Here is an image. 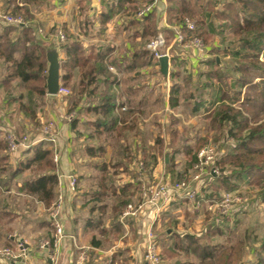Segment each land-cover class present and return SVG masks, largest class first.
<instances>
[{
  "label": "crops",
  "instance_id": "obj_1",
  "mask_svg": "<svg viewBox=\"0 0 264 264\" xmlns=\"http://www.w3.org/2000/svg\"><path fill=\"white\" fill-rule=\"evenodd\" d=\"M119 1L120 4L118 0H4L8 9H12L16 5L18 8L28 10L27 15L31 17L27 27L32 31L35 41L41 44L44 50L47 46L54 44L58 49L60 61L64 59V52L60 50L56 39L49 37L50 34L55 35L59 29L67 36H72L78 40L85 50L86 56L95 57L99 54L105 56L102 64L107 76H96L101 83L96 93L93 94L97 96L106 93L115 103V109L112 113L114 121L110 117L102 116L100 111L95 112V108L99 105L98 101L90 96L79 95L80 75L77 69L72 72L69 89L73 90V94L69 95H72V98L68 105L71 111L70 114H74V117L69 121H65L62 127H59V135L54 137V142L42 140L37 144L52 150L53 155L57 156V162H53L58 181L54 189V196L60 190L65 192L62 212L64 237L60 243L58 257L55 262L51 263L49 252L40 250L36 244L35 237L38 236V240L49 238L51 228L47 218L48 209L36 198L26 194L24 190V184L33 180L32 174L25 171L15 178L10 177L12 182L4 189L7 194L14 186L17 189V195L22 199L25 198L24 201L30 206L21 207L20 211L15 206L4 205L3 210L0 211V222L5 221L4 224L13 222L15 226L17 225L20 228V230L16 228L13 230L15 235H11V233L3 234L4 244L13 247L21 244L25 250L24 256L13 263L9 262V264H74L81 252L88 255L86 264H133L129 258L121 261L122 256H124L123 253L129 250L128 247H131L130 256L134 257L133 252L139 253L140 241L145 243L146 233L150 226H153L154 231L157 224L159 226L162 220L163 222L166 221L165 217L173 212H178L177 207L182 203L189 204L188 206L194 211L199 209L206 211L208 209V205L205 204L200 208H194L189 202L176 200L171 202L167 208H163L162 213H156L152 206L146 205L136 217L125 221L120 220V214L124 206L136 202L133 200L136 198V191L138 193L140 191L139 188L137 189L140 182H143L147 176L150 178L156 167L152 173H147L144 168L139 172L140 168L137 169L136 165L132 167L133 164H126V161H134L135 155L126 154L118 158L117 162L112 164L113 169L110 170L106 164H102L105 162L102 157L103 147L108 142L106 136H113L115 143H122L127 135H130V144H133L137 149L145 145L147 149L154 146L157 138L152 131L155 125L150 123V108L153 104L151 102L150 86H146L148 90H141L138 81L144 75L143 70L145 69H149V71L153 69L156 73H159V63L153 58L149 59L152 53L148 49V44L153 37L142 36L144 31L142 28L150 26L151 22L148 19L141 20L136 16L137 9L150 0ZM193 2L195 3L194 0ZM205 2L206 0H198L195 4V8L201 7V16L206 14L211 7ZM38 5L42 6L41 9L39 8L40 10L36 9V12L30 10L31 6L37 7ZM110 7H113L111 13H109L111 19L105 26H102L100 16L108 13ZM167 9V0H157L150 15L151 19L153 17V25L157 36L160 35L163 38V52L168 53L169 56L177 46L173 44L172 29L174 26L167 18ZM219 10L220 5H216L214 12ZM207 24L209 22L205 23V25ZM213 25L218 26L221 24H214L213 22ZM38 30H42L44 35L39 33ZM204 30L206 31L205 26L202 28V31ZM49 32L51 33L48 34ZM219 32L218 27L216 33L213 34V38L206 44L205 55L213 48L220 46L217 40ZM124 35L125 38L122 39ZM209 42L211 46H209ZM147 52L148 54H145ZM195 55L198 56L197 53ZM16 58L18 59L19 56L17 55ZM172 58L175 60L177 67L171 64L170 60ZM136 60L140 61L139 65ZM177 62L176 56H169V65L175 69L178 68ZM192 63H194V59ZM4 72L5 69L3 70L2 79ZM62 74L63 71L60 69V75ZM178 76L179 74H177V78ZM170 80L169 74V82ZM105 81H108V84ZM107 87H109V90ZM60 96H48L46 94V98L52 102L53 99ZM168 100L169 94L166 102L169 109ZM49 104L51 105V102ZM109 122H112V124ZM82 129L86 131V134H82ZM177 131L182 133L180 128H177ZM63 132L68 135L66 138H64ZM161 139L163 143H166L164 138L161 137ZM83 147L85 152L81 153L80 150ZM96 148H98V151L95 150ZM98 152H100L99 155ZM140 152L137 153V160L141 158L146 161L147 158H142ZM31 156L32 152L29 151L21 155L15 163H18L19 166L20 163ZM25 173H28L31 178L23 179L21 176L25 177L27 175ZM68 175H73L78 180V186L74 194L66 191L67 181L65 177ZM105 176L123 177V179L108 184L102 179ZM124 178H129V180H124ZM138 196L140 198V193ZM123 201L127 203L121 205ZM9 224L7 226H10ZM172 225L176 227L177 223L173 222ZM23 229L28 232L23 233ZM8 232H11V230H8ZM19 232L22 233L17 235ZM166 233L170 238L174 235L182 236L179 233L174 234V232L172 234ZM132 237L136 240L134 243L130 242ZM121 241L126 243L124 244ZM139 256L138 261H135L136 264H142L143 256L140 254Z\"/></svg>",
  "mask_w": 264,
  "mask_h": 264
},
{
  "label": "trees",
  "instance_id": "obj_2",
  "mask_svg": "<svg viewBox=\"0 0 264 264\" xmlns=\"http://www.w3.org/2000/svg\"><path fill=\"white\" fill-rule=\"evenodd\" d=\"M194 1L195 3L193 0H167V18L174 27H182L186 20L195 21L198 35L205 44L213 38L218 27L219 34L230 31L234 38L232 44L213 48L207 53L209 58L204 62L210 71L205 74L206 83L203 88L212 91L209 104L215 106L214 109L211 107L205 109L209 113L211 122L218 125L221 130H225L228 141L234 142L232 148H229L228 152L216 161L220 172L216 176H211L212 185L217 191L216 196L219 195V190L231 193L242 183L257 186L261 190L260 196L264 204V62L259 61V57L264 55V0H216L215 2L206 0L208 1L206 4L211 7L203 15L204 17L201 16L200 6L192 10L191 7H195L198 0ZM118 3L120 4L119 0ZM216 5H220V10L214 12ZM18 9L16 5L12 8L13 12ZM112 9L113 7H110L108 13L101 14L102 26L111 19L109 13ZM146 19L151 22V25L142 28L144 30L142 36H152V39H155L157 34L150 13L141 20ZM206 22L209 24L205 25ZM213 22L221 25L215 26ZM203 26L206 27V31H202ZM224 28L227 30L225 31ZM59 48L64 52V59L60 61V69L63 71L60 86L69 89L72 72L77 69L80 75L79 95L96 99L99 105L95 108V112L100 111L102 116L110 117L114 121L112 113L115 103L106 93L97 96L93 94L101 83L96 76L106 75L102 64L105 56L101 54L95 57L86 56L81 43L69 35H66L65 41L59 45ZM219 52L229 56L235 64L233 68L211 72V69L217 66L215 55ZM150 55L149 59H154L153 54ZM0 61L5 69L0 89L5 88L9 91L13 88V83L17 81L25 90V95L21 94L15 98L18 109L27 119L35 121L37 105L46 97V59L43 46L35 41L32 31L27 26H2ZM170 61L177 67L173 58ZM136 63L139 65L140 61L136 60ZM234 73H237L238 77L232 84H228L226 79L234 76ZM170 77L171 80H175L177 73L170 72ZM213 79L216 80V87L211 82ZM256 79L258 81L253 83ZM109 87H107L108 90ZM171 87L168 103L170 108H176L179 88ZM242 89H244L241 102L243 109L240 110L235 108L234 104L242 96ZM191 98L195 99L193 112H198L200 107L206 104L201 96H199L200 100L194 96ZM109 123L112 124V122ZM171 135H173V144L174 136L178 135V131L172 130ZM180 140L185 142L183 138ZM202 141L198 143L197 148L203 144ZM162 144V139L158 137L154 146L148 149L149 155L144 161L147 173H151L157 164L156 156L151 153L154 149L162 148ZM4 147L0 144V149ZM183 149L185 155L190 158L187 169H191L196 162V151L194 152L193 148L186 144L183 145ZM29 151L32 152V156L20 163L11 177L15 178L29 171L33 180L24 184L26 194L35 197L46 209H49L54 201V189L58 182L54 172L52 150L36 145L28 148ZM6 160L7 156L0 158L2 163ZM205 198L211 202L214 201V198H208V196ZM126 203L123 201L121 205ZM207 214L208 218L211 214ZM228 223L227 218H220L219 221L217 219L216 224L205 223V233L200 238L188 234L174 235L172 244L163 246L162 255L165 254L168 259H173L182 253L185 261L175 260L173 264H239L244 253V242L227 243L224 246L211 242L214 237L223 235ZM255 245H257L256 264H264V238Z\"/></svg>",
  "mask_w": 264,
  "mask_h": 264
},
{
  "label": "rangeland",
  "instance_id": "obj_3",
  "mask_svg": "<svg viewBox=\"0 0 264 264\" xmlns=\"http://www.w3.org/2000/svg\"><path fill=\"white\" fill-rule=\"evenodd\" d=\"M215 1L216 0H210V2ZM207 2L208 1H206L205 3ZM39 5L37 7L31 6L30 10L33 12H36V9L40 10L42 6ZM191 8L192 10H195V7ZM13 11L14 10H12L11 8L8 9L6 7L4 0H0V14L4 16L20 17L25 23L24 26H29L28 23L31 16L27 15V9L24 10V8H19L16 12ZM190 21L195 23V21L193 20ZM6 25L7 24L5 23H0V29L2 26ZM38 31L43 34L42 30ZM50 33L51 32H49L48 34ZM123 38H125V35L122 37V39ZM222 39H225L226 41H222ZM217 40L219 41L220 46L223 47L227 44H232L234 38L230 31H226L223 34H218ZM151 41L153 40L151 39L150 42ZM203 44L206 47V44L204 42ZM208 44L209 46H211L210 42ZM159 51L163 52L164 50L163 48H161L158 50V52ZM171 53L172 54H170L169 56H176V59L178 60V68L175 69L171 65H169V72L166 80H164L163 77L160 76L159 73H156L153 69H150V71L149 69H145L143 70L144 75L146 73L147 74L145 76L143 75L138 81V86L141 90H148L146 89V86H150L149 90L151 91L152 96L151 102L153 103L150 108V123L155 125L152 131L154 132L156 138L162 137L165 139L166 143L162 144V148H157V150L154 149L151 153L155 155L157 159L156 169L154 170L153 175L150 178H148V176L144 178L143 182H140L139 187H137V189L139 188L140 190V198L139 196L137 197L139 193L136 191V198L133 200L136 202L133 203L132 200L130 201H132L133 204L141 203L142 190L146 186L159 187L166 183L173 184L181 180H185L187 183H190L194 186L195 183H193L192 180L195 175L199 173L197 171H194L193 167L191 169H187L190 163V158L185 155L183 145L186 144L188 146H191L193 148V151H196V155L205 147H213L214 159L211 163L204 166V171L200 173L201 180L195 187L202 191V193L205 194L206 197L208 196V198H214L213 200L214 202H217V204L224 198V196L229 194L231 196L230 199L232 200V202L231 200L229 202L230 208L226 213L221 214L215 203H208V209H206V211H204L203 209L194 211V209L188 206L189 204L182 203L177 207L179 209L178 212H173L169 214L168 217H165V222H163L161 218L162 221L160 222V225L158 226L157 224L154 229V233L156 236L157 253L159 256L158 264H173L175 260H179L181 262L185 261V257L182 253L179 255V257H174L173 259H168L165 254L162 255L163 246H170L174 237H168V235H166V232H168L169 234H172V232H174V234L179 233L182 236L183 234H188L196 238H200L205 233L206 224H216L217 219L219 221L220 218H227L229 223L227 224V228H224V233L222 236L214 237L211 240L212 244L224 246L227 243L235 244L238 241H242L244 242L245 246L243 248L244 253L239 264H256L255 250L257 251V245H255V243L261 241V239L264 238V204L262 203V198L260 196V188L254 185H247L246 183H242L239 184V187L235 191L227 193L219 190V195L216 196L217 191L214 185H212L213 181L211 179V176H216L220 172L219 167L216 165V161L220 160L228 152L229 148H232L234 142L232 140L228 141L225 136V130H221L218 125L211 122V119L208 117L209 113L205 109L207 107H211L212 109H214L215 107L209 104V96L212 95V91L210 89L203 88V85L206 83L205 74L206 72L210 71V68H208L204 64V62L209 58V55L206 54V56L205 54H202L196 56V53L194 54L193 49L182 51L179 49V47H176L174 52ZM215 56L217 66L214 67V69H211V72H219L221 70L233 68L235 63L230 59L229 56H225L223 52H219ZM193 59L194 63H192ZM259 61L262 63L264 62V55H261L259 57ZM3 70L4 65H1L0 63V84L2 82L1 79ZM170 72H177L179 76L176 80H170L169 82ZM234 74V76L228 77L226 79V82L228 84H232L234 82V79L238 77L237 73ZM257 81L258 79H256L253 83ZM211 82L212 84H214V87H216V80L213 79V81ZM171 86H177V88L180 89L179 96L177 97L179 105L175 109H168L166 103L169 90H171L172 88ZM12 87L13 88H11L9 91H6L5 88L0 89V144H3V147L5 146L3 149H0V158L2 156H7V160L5 162H0V211L3 210L2 207L4 205L9 207H11V205L15 206V208L20 211L21 207L23 208L25 206H30V204L24 201L26 200L25 198L22 199V197L17 195L18 192L14 186L11 185L12 187L10 192L7 194L5 193L4 188H7L6 186L11 184L10 182H12L10 178L11 174L13 173L14 169L18 167V163H15L16 160L19 159L21 155L28 152V149L22 147L12 152L8 147V137H11L12 139L17 141H20L22 138L26 137L28 139V144H30L37 138H42L40 130H42L46 126L51 127V135H53L54 137L58 136L60 131L59 127H62L64 122L68 121L69 119L71 111L69 110L68 104L70 99L72 98V95H69L73 94L72 89L65 88L67 93L65 95H61L59 98L53 99V102L45 97L46 99L44 98L43 101H40L37 105L36 120L31 121L20 112V110L18 109L19 107L17 100H15L18 95L25 94V90H23L22 86L19 85L18 82L14 83ZM241 92L242 96L240 97L239 101L234 104V107L240 110L243 109V107L241 106V102L244 89H242ZM191 96H194L198 100H200L199 96H201V99L206 101V104L200 107L197 113H194L192 111V109L194 108L195 99L191 98ZM23 102H25V100H23ZM49 102H51V105L49 104ZM177 128H180V131H182V133L178 131V135L174 136L175 140H173L172 144L173 135H171V132L172 130H177ZM63 133L64 138H66V136L68 135H66L65 132ZM82 134H86V131L84 129H82ZM113 138V136H106L108 142L103 147L104 149L102 152V157L104 158L105 162L102 164H106L107 168L112 170V164L114 162H117L118 158L122 157L123 155L125 156L126 154H134V161H126V164H133L132 167L136 165L137 169L140 168L139 172H141L144 168V161L141 158L137 160L136 156L138 151H141V157L147 158L149 155L147 146L145 145L142 146L143 148L140 147L137 149L133 144H130V135H127V137L124 138L125 141L122 143H115ZM180 138H183L185 142H182ZM201 141L203 144L200 145L199 148H197L198 143H201ZM97 149L98 148H96L95 150L98 151ZM81 150V153L85 152L84 147L81 148ZM99 154L100 152H98V155ZM166 154L168 156V163H165ZM25 175V177H21H23V179L31 178L29 177L30 175L28 173H25ZM102 179L103 181L108 182V184H112V182L122 180L123 177L118 178L105 176ZM124 180H129V178H124ZM168 206L164 208H167ZM207 213L211 214L208 218ZM3 222H0V252L3 250H10V252L15 257H17V259H20L25 255V250L23 252L19 250V246L21 244L13 247L12 245H5L4 241L2 240L4 236L3 234L11 233V235H13V230L15 228L20 230V228L17 225L15 226L13 222H11V224H4ZM173 222L177 223L176 227H173V225L171 226ZM8 224L10 226H7ZM8 230H11V232H8ZM22 232L26 234L28 231L24 230ZM22 232L17 233V235H20ZM35 238L36 244L39 247V242L41 239L38 240V236ZM135 241L136 240L133 237L130 240V242L132 243H134ZM123 243L125 244L126 242ZM128 248L129 250L126 249L127 251L123 253L124 256H122L121 261L129 258V260H131V263L133 262V264H136L135 261H138L140 257L139 254L144 258L145 243H143V241H140L139 253L133 252L134 257L129 255L131 253V247ZM49 260L51 263H53L50 257ZM0 262H2L0 264H9V261L5 260L4 258H0Z\"/></svg>",
  "mask_w": 264,
  "mask_h": 264
},
{
  "label": "built area",
  "instance_id": "obj_4",
  "mask_svg": "<svg viewBox=\"0 0 264 264\" xmlns=\"http://www.w3.org/2000/svg\"><path fill=\"white\" fill-rule=\"evenodd\" d=\"M157 0H150L147 3L142 4L136 11V16L139 19L147 16L152 12L154 4ZM0 23H5L8 26H24L25 23L22 18L14 16H4L0 14ZM40 33V32H39ZM173 44L179 47L180 50H194L197 55H202L206 53V47L203 44L202 39L197 35V26L194 22L186 20L182 27H173ZM50 38H55L58 44L60 45L65 41L64 32L59 29L55 35L50 34ZM163 38L158 35L156 39L151 41L148 44V49L153 54V57L158 61L162 56H168L166 52H158L159 49L163 48ZM169 58V56H168ZM67 93L66 89L61 87L59 88L58 95H65ZM74 117V114L69 115V120ZM42 138L36 139L30 144H28V139L26 137L22 138L20 141L14 140L11 137H8V147L13 152L16 149L30 148L42 142V140H47L49 142H54V136L51 135V127L46 126L40 130ZM53 162H57V156L53 155ZM214 159V149L213 147H205L198 152L196 155V162L193 165V170L197 171L199 174H196L193 178V186L190 183H187L185 180L178 181L173 184L166 183L159 187L146 186L142 190V202L138 204H126L120 214V220L125 221L137 216V214L147 205L152 206L156 213L162 211V209L168 206L171 202L179 200L184 202L191 203L194 208H199L203 204L208 205L212 203L217 205L218 210L221 214H224L230 208L229 202L231 196L228 194L224 196L222 200L217 202H211L205 198V194L202 193L197 187H195L201 180L200 173L204 171V166L211 163ZM67 181L66 191L70 194L76 192L78 186V180L73 175H68L65 177ZM65 201V192L60 190L47 211V218L51 228V235L49 238H43L40 240L39 249L49 252V257L51 261L55 262L58 257V250L62 238L64 237L63 233V224H62V212L63 205ZM232 202V200H231ZM19 250L24 251L23 247L20 245ZM0 258H4L9 262H15L17 257H15L10 250H3L0 252ZM144 258L148 264H158L159 256L157 253L156 245V236L153 231V226L148 228L145 238V251ZM87 254L81 252L76 259L74 264H86L87 263Z\"/></svg>",
  "mask_w": 264,
  "mask_h": 264
},
{
  "label": "water",
  "instance_id": "obj_5",
  "mask_svg": "<svg viewBox=\"0 0 264 264\" xmlns=\"http://www.w3.org/2000/svg\"><path fill=\"white\" fill-rule=\"evenodd\" d=\"M46 59V94L48 96H57L60 88L61 75H60V59L58 49L54 44H51L45 48ZM159 73L164 78L168 77L169 58L168 56H162L159 60ZM165 163H168V156L165 155ZM142 264H148L143 258Z\"/></svg>",
  "mask_w": 264,
  "mask_h": 264
}]
</instances>
